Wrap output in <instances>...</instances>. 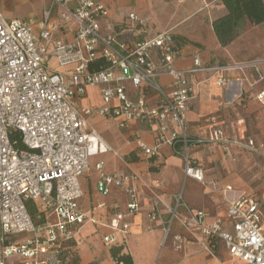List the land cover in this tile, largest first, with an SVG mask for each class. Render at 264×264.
<instances>
[{
  "label": "built area",
  "instance_id": "obj_1",
  "mask_svg": "<svg viewBox=\"0 0 264 264\" xmlns=\"http://www.w3.org/2000/svg\"><path fill=\"white\" fill-rule=\"evenodd\" d=\"M109 10L100 0H43L42 19L36 24L23 18L6 19L0 13V264H54L65 242L75 237L87 222L97 224L83 212L81 178L90 170L94 156L111 148L88 126V119L102 116L119 119L124 127L144 122L155 133L153 147L140 138L138 148L154 156L163 145L181 155L186 177L205 179L203 168L191 158V149L217 141H229L221 129L208 137L192 138L187 132V112L196 96L191 78L208 74L217 85L233 84L225 73L251 70L261 74L264 57L232 63L207 64L199 55L193 65H176L179 50L173 35L159 33L147 39H130L127 27L104 29ZM129 19L143 25L135 14ZM71 32V40L62 35ZM171 80L167 91L160 78ZM127 84L137 90H151L157 101L145 96L131 99ZM100 88L104 105H79L75 99L87 90ZM264 105V91L257 96ZM244 148L255 150L249 140ZM103 162L97 191L108 195L122 190L128 214L140 209L143 193L137 173L108 174ZM45 211L37 224L29 205ZM163 202L150 200L151 221L161 216ZM114 231L102 237L105 246L116 243V232L127 233L130 223L118 204L113 205ZM181 210H185V214ZM164 241L176 220L190 232L205 238V248L214 252L222 242L241 264H264V201L242 195L226 204L225 215L212 217L205 210L188 208L183 193L168 208ZM41 218V215H38ZM229 222L230 229L225 228Z\"/></svg>",
  "mask_w": 264,
  "mask_h": 264
},
{
  "label": "crops",
  "instance_id": "obj_2",
  "mask_svg": "<svg viewBox=\"0 0 264 264\" xmlns=\"http://www.w3.org/2000/svg\"><path fill=\"white\" fill-rule=\"evenodd\" d=\"M100 1L105 3L109 10V17L102 23L104 29L110 27L113 30L121 31L127 27L131 31L126 33V37L134 40L147 39L164 32H169L180 40L181 38L186 39V42L178 47L179 56L176 65L180 69L191 67L196 55H199L202 61L207 64H227L264 57V47L262 48V46L256 50L250 46L244 48L239 45L238 42L242 39L245 30L233 43L226 47L221 46L213 30V21L226 14L222 0ZM42 11L43 2L40 14L33 18V22L36 24L42 19ZM0 13L4 18L12 16L11 12L7 11L3 0L0 1ZM130 14H135L143 21V25L134 24L129 19ZM13 18L15 17L6 19ZM263 25L264 23L257 26L248 24L246 28ZM62 37L71 40L73 35L71 32H66ZM224 76L232 80L233 84L219 86L215 79L210 78L208 74H197L191 78V81L198 85L196 96L191 100L187 112L189 136L192 138L208 137L214 129H218L220 126L226 129L232 141L241 144L230 143L232 145H229L231 151L236 155L248 152L242 146L249 140H253L255 143V153L264 155V127L254 135L246 134L244 125L246 120L242 109L247 104L254 103L257 107L259 106V109L264 108L257 98L258 94L264 91V66L260 75L249 70L245 73L231 71L225 73ZM160 83L167 91L172 90L170 78H160ZM126 86L127 95L131 99H137L141 95L145 96L151 105L157 101V95L151 90L140 91L130 84ZM129 93L131 94L129 95ZM94 94L99 97V101L90 103V98H94ZM75 101L82 106L102 107L104 105L100 88L88 89L85 96L78 97ZM236 108L237 113H235ZM259 115L260 113L258 118H260ZM104 121L108 120L102 116L89 118L88 126L92 129L95 124ZM112 121L121 123L119 119ZM235 122L237 132L234 135L231 129H235L233 128ZM143 123L136 121V123L130 124V127H128L129 123L124 127L120 124L123 133H119V135H122L124 140L117 143L109 142L96 133L111 148V151L106 154L114 153L119 161L117 170H106V165H103V171L108 174L132 172L139 174L143 197L139 211L135 214H128L127 197L122 190L114 188L108 195L100 194L97 191L99 172L96 170V164L102 162L97 158L105 154L94 156L91 159L90 170L81 178L83 197L80 207L83 212L92 214L98 222L97 224L87 222L79 229L75 237L76 248L81 257L80 264H90L97 259L101 264H118L109 251L108 256L104 260H100L99 251L101 249L91 246L94 239L97 240L114 233L110 224L114 218L112 207L115 204H118L120 211L125 213V219L130 223V229L127 233L116 232V243L114 244L122 246V252L129 254L134 264H241L239 260L228 253L222 242L217 244L214 252H209L204 245L205 238L197 230L194 232L186 230L178 220L174 222L170 235L164 241L163 227L169 217L168 208L175 204L178 193H183V199L188 208L195 211L205 210L213 218L224 216L227 202L245 195V193L243 190L236 189L238 184H235L234 179H231L230 176L218 178L208 170L204 171L203 182L186 177L182 156L177 155L173 147L169 145L161 146L159 152L154 156L145 155L138 148L137 140L140 138L147 146L153 147L156 136L154 130ZM212 146L214 144L198 145L192 148V160L199 164L197 159L201 156L198 150ZM241 163L242 165L237 166L236 169L262 167L260 161L251 163L247 158H243ZM199 165L201 166V164ZM232 169L235 167L232 166ZM242 183L245 185L244 182ZM248 196H254L264 201V192L262 196ZM154 197H158L164 206L161 208V216L151 221L148 214L150 200ZM96 200L98 202H95ZM181 211L183 214L186 213L185 210ZM225 228L230 229V224L227 221ZM96 242L99 244L98 240ZM112 245L104 246L110 249ZM54 264H68V262H55Z\"/></svg>",
  "mask_w": 264,
  "mask_h": 264
},
{
  "label": "rangeland",
  "instance_id": "obj_3",
  "mask_svg": "<svg viewBox=\"0 0 264 264\" xmlns=\"http://www.w3.org/2000/svg\"><path fill=\"white\" fill-rule=\"evenodd\" d=\"M1 1V0H0ZM6 4L7 11L11 12L12 16L8 17H15V18H23L29 21H33V18L40 14L42 9V2L43 0H3ZM239 45L246 47H251L253 49L258 50L259 47H264V25L259 27H250L248 26L245 28L244 33L242 34V39L238 42ZM129 91V89H128ZM131 93H129L130 95ZM94 98H90V103H97L99 101V97L94 94ZM154 97H156L154 95ZM153 98V96H152ZM148 100V99H147ZM243 113L245 116V129L246 134L254 135L264 127V108L257 107L256 103L254 104H247L245 107L242 108ZM237 113V108L235 110ZM260 113V118H258V114ZM262 118V119H261ZM108 121H104L103 123L95 124L92 126L93 131H95L98 135H101L103 139L114 143L124 140V137L119 135V133H123L120 129L119 122H113V119L106 118ZM117 120V119H116ZM130 122L128 127L132 125ZM131 124V125H130ZM145 124V123H143ZM235 129H231L232 134H236L237 132V125L236 122L233 125ZM218 129L224 131L225 137L232 142L229 138L228 133L226 132L225 128H221L220 126ZM126 140V139H125ZM232 144L230 143H223L221 141H217L214 143V146L209 148H201L198 150L200 154V158L197 159L199 164H201L203 170H208L209 173L216 175L215 177H229L234 179V183L238 184L236 189L243 190L245 195H259L262 196L264 192V155H258L255 151L245 148V154H238L236 155L231 149L229 148ZM235 146V145H233ZM114 147H116L114 145ZM238 147V146H236ZM244 147V146H242ZM251 152V153H250ZM247 158L249 162L253 163L254 161L259 162L262 164V167L256 166L255 169L246 168V169H236L237 166L242 165V159ZM97 159H100L104 166L106 165V170L114 171L117 170V165H119V161L117 156L114 153H109L105 155L99 156ZM232 166L235 169H232ZM230 168V169H229ZM240 180V181H239ZM244 182L245 185L242 183ZM95 202H98L97 200ZM99 241V244L96 241ZM94 239L91 243V246L98 249L99 248V257L100 260H104L108 256V251L110 253V249H107L104 246L102 241V237L99 239ZM77 254H73L69 257L68 263L71 264L74 260H77V264H80L81 257L79 250H76ZM76 264V263H75ZM90 264H101L100 261L93 260Z\"/></svg>",
  "mask_w": 264,
  "mask_h": 264
},
{
  "label": "trees",
  "instance_id": "obj_4",
  "mask_svg": "<svg viewBox=\"0 0 264 264\" xmlns=\"http://www.w3.org/2000/svg\"><path fill=\"white\" fill-rule=\"evenodd\" d=\"M226 8V14L213 21L214 33L221 44L226 47L233 43L245 30L248 24L257 26L264 23V0H222ZM176 47L185 43L186 39L173 36ZM30 212L37 224L44 222L45 211L35 204L29 205ZM41 215V218H38ZM76 240L72 239L64 243L58 255L61 262H68L69 257L77 254ZM122 246L114 244L110 252L118 264H134L132 257L122 252ZM78 260V259H77ZM74 260L71 264H77ZM69 264V263H68Z\"/></svg>",
  "mask_w": 264,
  "mask_h": 264
}]
</instances>
